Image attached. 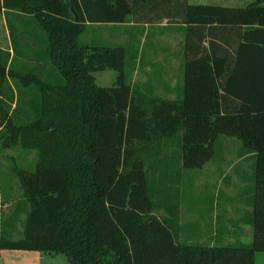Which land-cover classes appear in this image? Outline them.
I'll use <instances>...</instances> for the list:
<instances>
[{"label": "trees", "instance_id": "obj_1", "mask_svg": "<svg viewBox=\"0 0 264 264\" xmlns=\"http://www.w3.org/2000/svg\"><path fill=\"white\" fill-rule=\"evenodd\" d=\"M262 1L0 0V11L19 19L8 20L12 47L0 46V143L38 154L34 170L17 169L24 201L15 213L3 212L0 193V254L61 252L71 264H255L264 250V40L246 41L252 27L245 28L236 55L220 40L244 24L264 26ZM131 21L184 25L178 96H161L152 81L133 84L123 43L80 41L91 23ZM47 62L58 68L57 81ZM107 67L116 82L99 85L94 72ZM26 89L34 94L23 107ZM222 135L255 152L253 240L181 242L183 169L213 159ZM23 213V235L15 237Z\"/></svg>", "mask_w": 264, "mask_h": 264}, {"label": "rangeland", "instance_id": "obj_2", "mask_svg": "<svg viewBox=\"0 0 264 264\" xmlns=\"http://www.w3.org/2000/svg\"><path fill=\"white\" fill-rule=\"evenodd\" d=\"M193 1V0H190ZM195 1V0H194ZM199 2V1H196ZM202 2V1H201ZM11 18L14 23L19 22V19L12 14H7L0 11V46L12 47L11 37L9 33L8 20ZM142 27V26H141ZM158 24H151L147 29L144 39L141 37H133L128 43H123L128 50L126 57V68L128 73L131 72L130 79L132 83L143 82L145 85L147 81H152L155 91L162 96H174V92H170L163 87L162 80L158 76V65L154 67L147 66L144 70L138 69L132 74L134 63V52L141 50L145 57V52L150 51V57L153 59H160L161 56H170L173 60L175 53L179 49V41L175 38V34L179 31V26L170 24L165 28H159ZM142 28H139L140 30ZM120 27H112L107 24L91 23L88 28L81 34L80 41L84 44H114L110 39L113 33L118 34ZM157 35V36H156ZM159 38V39H158ZM158 39V40H155ZM168 44V45H167ZM165 47H168V54ZM162 50V51H161ZM178 57L175 60L178 62ZM25 59L20 56V60ZM158 61V60H157ZM34 63H36L34 61ZM33 63V64H34ZM46 73L51 80L57 81L61 74L58 68L51 62L45 64ZM153 68V69H152ZM175 71H171L170 77H165L166 81L170 83H179L180 77L178 67ZM96 82L99 85L109 86L116 82V70L113 68H104L94 72ZM34 91L25 90L23 107L28 106L30 96H33ZM222 135L221 137H226ZM236 141H240L237 137ZM177 141V140H176ZM228 142L223 144L220 140L217 143L216 154L213 159L208 161L204 166L197 168L183 169L182 180L180 183V192L176 200L179 206V221L177 224L178 240L188 243H203V244H225L229 242L214 241L211 243V237L208 230L215 219V200H227L229 214L238 217L240 214L246 215V207L248 200V184L242 182L243 175L241 169L244 167V159L238 156V145L241 142ZM231 155V158L226 157ZM226 158H225V157ZM238 160L236 164H232ZM38 161V154L36 149L25 148L20 145H13L5 147L0 143V188L2 197V209L5 214L15 213L16 208L24 201L23 187L17 176L18 168L27 170H34ZM226 161V163H224ZM249 161V159H247ZM177 166L173 173L174 179L178 175L179 169L182 167L178 159H176ZM225 165V178L221 182L218 171ZM218 168V169H217ZM216 169V170H215ZM210 170V172L208 171ZM153 175V173H152ZM221 176V175H220ZM211 178V182L206 184L207 178ZM248 177V175L246 176ZM209 178V179H210ZM225 187V190L223 189ZM222 188V189H221ZM167 194V193H166ZM159 194H154V199L157 200ZM220 210V206L217 207ZM217 209V210H218ZM159 216H166L168 214L165 208L155 211ZM26 213L22 214V219L16 224L17 230L14 233L15 237L23 235L24 219ZM253 235L249 238L243 239L244 242H251ZM42 252L41 250H38ZM28 251L23 249L7 248L2 253V260L4 264H71L68 257L63 253L48 254L46 259L42 261L39 257V252ZM261 264V261L259 262Z\"/></svg>", "mask_w": 264, "mask_h": 264}, {"label": "crops", "instance_id": "obj_3", "mask_svg": "<svg viewBox=\"0 0 264 264\" xmlns=\"http://www.w3.org/2000/svg\"><path fill=\"white\" fill-rule=\"evenodd\" d=\"M196 1H199V2H196ZM254 1H257V0H195V1L193 0L190 2H193V3H214V4H221V5H226V6L242 7V6H246L249 3L254 2ZM262 3L264 4V0L262 1ZM165 22L166 21L159 23L158 24V26H160L159 28H165V26H166ZM94 23L107 24V25H111L112 27H116V28L120 27L122 30H118L119 31L118 34L113 33V35H110V37H111L110 39H112V41H114L115 43H128L133 37H141L144 39L143 36H145V34H142V30H143V33H146L147 29L150 26V24H148V23L141 24V23H135L133 21L121 22V23H115V22H94ZM176 26H179V31H178V33L175 34V38L178 39V41H179V49L175 53L173 60L171 59L170 56H161L160 59H153L150 57V54H149L150 51H148V50L145 52V57H144L143 53L140 50L138 53V56L136 58H134V64H133V69H132V74H133V72L137 71L138 69L144 70V68L147 66L154 67L155 65H158L157 72H158L159 78L162 80L164 89H166L170 92H174V96H165V97H170V98H174V97L178 96L179 93H181V87L183 85V75H184V61H185V57H184V42H185L184 25L179 24ZM249 27L250 28L252 27V30H249L247 37H246V41H247V39L251 38L254 40L253 42L255 44L261 43L262 40H264L263 39L264 38V30L262 28L264 26L259 24V23H255L251 26H249L248 24H244L243 26H240V30L242 32L240 30H238V33H236L234 30H229L228 32L227 31L223 32V36L220 40L223 47L224 46L230 47V50L234 53V55H236V49L235 48L238 46V44L245 41V38L243 37V31L245 28L247 29ZM139 28H142V29L138 30ZM158 39H155V40H158ZM167 48L168 47H165L166 51H163L165 54L169 53V50ZM177 55H179L178 62L175 61L177 59ZM233 58H234V56H233ZM230 60H233V59L231 58ZM262 61L263 60H261V58H259V57L254 59V62L258 64L260 71H261L262 67H261V64H259V63H261ZM175 67H178L180 81H179V83H173L172 84V83L166 81L165 77H170L172 75L171 71H173V69H174V71L176 70ZM132 81H133V79H132ZM140 83L143 84V82H140ZM220 138H221L220 140L222 141L223 144H226L228 142H238V141H236L237 139H235L234 136H226V137H220ZM239 142H241V140ZM237 151L239 153L237 157H240V158L245 160L243 163L244 167L241 169V172H242V175L244 178V179H242V182L248 184V188H246V189H248L247 191H249L247 194L248 200H247V204H246L247 205L246 215H244L242 213L238 217L231 216L229 214V208H228L229 205H228L227 200H220L217 198V200L214 201L215 206H216V209L214 210L215 211V219L213 221L212 226L208 230L209 231L208 234L211 237V240H210L211 243L213 241H214V243H215V241H218V242L232 241V243L244 242L243 239H245L246 237L249 238V237H251V235H253L252 215H253V202H254L253 199H254V189H255V152L243 151L242 142L238 145ZM226 157L231 158L232 156L226 155ZM247 159H249V161H247ZM237 162H238V160L234 161L232 164H236ZM224 163H226V161ZM225 165L226 164H224L221 167V169H219V171H218V175H219L221 182L224 180L225 175H226ZM208 171L210 172V170H208ZM247 175H248V177H246ZM209 178L210 177L207 178L206 184H208V182L212 181L211 178L210 179ZM223 189L225 190V187H223ZM0 193H1V188H0ZM219 206H220V210L217 208ZM245 243H250V242H245ZM225 244H227V243H225ZM6 249L7 248L1 249L0 264H4L3 260H2V258H3L2 253ZM13 249H20L21 250L23 248H11V250H13ZM23 250L34 251V252L38 251V249H23ZM39 253H40L39 255H34V256L39 257L42 261H44L48 254L53 255V254H58L61 252L42 251ZM260 261H261V264H264V250L256 251L255 264H259ZM23 263H26V262H23Z\"/></svg>", "mask_w": 264, "mask_h": 264}]
</instances>
